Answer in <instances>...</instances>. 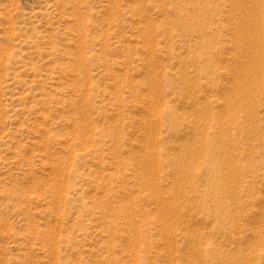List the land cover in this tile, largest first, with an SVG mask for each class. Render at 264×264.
I'll use <instances>...</instances> for the list:
<instances>
[{"label":"rangeland","instance_id":"374dc122","mask_svg":"<svg viewBox=\"0 0 264 264\" xmlns=\"http://www.w3.org/2000/svg\"><path fill=\"white\" fill-rule=\"evenodd\" d=\"M0 264H264V0H0Z\"/></svg>","mask_w":264,"mask_h":264}]
</instances>
